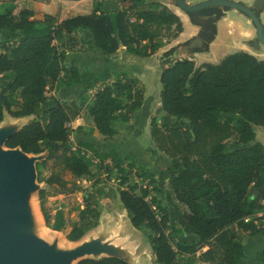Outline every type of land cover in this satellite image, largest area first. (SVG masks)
I'll use <instances>...</instances> for the list:
<instances>
[{
    "label": "trees",
    "instance_id": "1",
    "mask_svg": "<svg viewBox=\"0 0 264 264\" xmlns=\"http://www.w3.org/2000/svg\"><path fill=\"white\" fill-rule=\"evenodd\" d=\"M19 1L49 4L51 0H0L6 8L0 12V34L6 43L0 46V124L5 115L31 120L23 125L5 144L8 149L19 148L26 154L46 153L45 160L35 164L39 189L37 199L44 224L54 231L64 228L62 213L57 211L54 222L45 208L49 197L71 193L66 182L54 175L40 180L47 160H59L76 178L92 175L88 152L94 154L98 165L108 160L119 174L118 198L132 228L150 231L147 243L154 264H179L178 255L192 256L197 264H264V249L253 260L243 259L239 234L257 235L263 230L252 219L264 211V147L256 140L254 128H264V60L239 52L224 57L218 64L196 67L192 60L169 62L161 70L160 108L166 115L185 119L188 126L165 124L152 119L150 139L154 147L168 159L165 173L176 207L177 225H169V217L155 207L151 194L158 192L156 175L140 168L136 177L142 184L129 185L128 176L134 166L129 164L125 174L124 162L114 151L103 154L89 142L69 145V125L80 114L75 103L60 102L46 93L63 79L66 87L82 90L99 88L88 114L96 132L111 138L113 116L140 109L145 88L137 79L125 74L110 80L102 74L80 72L63 65L65 53L59 47L75 41L81 28L92 33V41L82 43V51L101 50L113 54L121 45L138 59H147L161 47V40L176 38L182 32L179 17L166 6L148 0H123L128 6L117 10L114 20L98 12L91 1L60 0L59 6L76 12L64 18L44 15L33 19V12L21 9L13 14ZM193 18L192 15H190ZM212 35L194 52H206L214 39V20L209 19ZM185 45V44H184ZM182 45V46H184ZM180 46L164 53L172 55ZM109 80L108 84L103 82ZM16 96L15 101H11ZM236 116L234 123L221 120L219 115ZM127 118L123 117V121ZM236 139L239 144L227 149L225 142ZM133 159V158H130ZM145 183V184H143ZM255 192V195H254ZM102 192L84 195L78 211V222L70 226L65 238L80 241L86 232L98 226L96 201ZM176 237L192 235V244L182 242L173 248L168 231ZM76 264H128L114 257L86 258Z\"/></svg>",
    "mask_w": 264,
    "mask_h": 264
},
{
    "label": "rangeland",
    "instance_id": "2",
    "mask_svg": "<svg viewBox=\"0 0 264 264\" xmlns=\"http://www.w3.org/2000/svg\"><path fill=\"white\" fill-rule=\"evenodd\" d=\"M103 1L104 0H93V2L96 4V7L98 8V12L107 16L110 20H114L117 10H122L128 6V4L123 0H117V8L111 7L107 11L103 12ZM148 3H152V1H149ZM51 5L52 6L49 9L50 12H52L54 15H57L56 13L59 10L58 2H55ZM5 6L6 5L0 7V12L6 8ZM33 8L39 9L37 7ZM20 9H22V5H13V14H16ZM229 11L236 15H241L239 12H233L234 10ZM41 15L42 14L39 13L37 14V17H41ZM173 41L174 40L171 38H166L162 39L161 43L162 45H165V48H168L174 44ZM4 43H6V41H3L0 36V46ZM224 43L227 44L226 40H224ZM227 45L229 48L231 47L230 51L232 52L237 51L239 48L233 47L234 44L232 40H229ZM223 49L224 47L221 45L218 51L220 52ZM261 50L264 51V48L261 47ZM176 57H179V55H176ZM170 58L165 57L163 54L159 66L163 64H169ZM156 60L158 61L159 59ZM153 61L155 63V60ZM145 62L146 61H141L142 64ZM138 63V65H140V62ZM135 67V72L133 73L134 76L140 78L139 82L143 84L144 88H146L143 105L139 110H137L139 112L134 111L129 114L121 112L116 113L113 116L111 124L114 134L111 138L97 136V134L91 129L90 122L92 121L91 118L88 117V99L90 98L91 93L88 91H85L80 95H76V91L71 88L67 89L63 84V79L60 78L54 84L53 89L47 93V98L50 99V92H54L57 89L61 92L60 97L67 100L65 103H75L79 108L80 116L83 119V125H81V131L74 136L72 134L73 131H69V135L71 136V138H69V145L71 148L80 142H89L101 150L103 154H108L112 151L116 152L119 158L124 162L123 168L125 174H128L129 171V169L126 167L127 165L131 164L134 166L131 174L127 175L129 185L134 183L142 184V181L136 177L137 174H141L140 168L143 170H149L155 174L158 192L155 195L151 194V196H154L156 201L155 207L159 208L161 211H163V213L168 215L170 226L177 225L175 206H178L180 209H183V207L178 205L174 199V195L169 186V177L165 173V168L169 165V161L164 155H160L151 142L149 123L152 119H155L156 123L160 126L168 124L185 128L188 126L189 122L185 119L170 117L161 110L159 103L161 85L156 73V71H160V69L157 67L156 70L155 64L152 67L148 66L149 69L144 66ZM105 84L106 82H103V85ZM82 95H85V97H82ZM15 100L16 96H12L11 101ZM123 117H126L127 120L123 121ZM219 117L221 120H227L232 123H234L236 120V116L233 115L220 114ZM30 120L31 119H25L19 121L6 114L3 122L0 124V127L8 125H16L20 127L27 124ZM258 138L260 142H264L263 131L262 133L260 132L258 134ZM238 145L239 144L237 143L236 139H230L225 142V146L229 150L235 148ZM39 155H46V153L44 152ZM88 157L93 164L92 175L89 177L76 178L68 169L64 167L61 161L47 160L45 169L39 176V179L44 180L49 178L50 175H54L67 183L71 193L62 194L59 197H62V204L65 205L67 208L66 210H69L66 219L68 227H70L72 223L78 222V211L82 205L83 196L100 190L103 194L96 201L98 226L86 232L83 238L75 243L69 242L65 238L69 228H63L64 230H61L60 232H53L54 230L47 227L46 225L44 226L41 220H39L37 223V230L35 231L36 234L38 237L48 243H51L53 237L58 236L60 241L58 242L57 246L61 249H72L85 241H89L93 238L98 239L101 237V241L117 249L121 256L127 260L128 264H154L155 259L147 243V237L150 234V231L146 228H141L139 230L132 228L125 210L120 204L119 199L117 200L119 174L114 168H112L109 160L102 166H99L98 160L94 158L93 153L88 152ZM36 183L39 189L46 188V185L43 182L36 181ZM53 200L54 199L50 197L45 201V208L48 213L52 212ZM58 202L60 203L61 201ZM32 206L35 212L36 210L39 211L37 193L33 194ZM252 219L254 220L256 226L264 231V211L255 213L252 218L247 219L246 221H251ZM168 234L174 249H176L177 244H180L183 241L188 244L195 242L193 237L187 235L176 238L170 232V230L168 231ZM240 235L242 236V233H240ZM248 246L249 245H247V247ZM249 256L250 254L247 248L245 257L247 258ZM178 263L197 264L194 257L180 254L178 255Z\"/></svg>",
    "mask_w": 264,
    "mask_h": 264
},
{
    "label": "water",
    "instance_id": "3",
    "mask_svg": "<svg viewBox=\"0 0 264 264\" xmlns=\"http://www.w3.org/2000/svg\"><path fill=\"white\" fill-rule=\"evenodd\" d=\"M174 5L201 29L185 45H178L180 47L172 55H180L179 51L184 48H189L191 54L200 53L194 50L201 48L206 37L212 35L208 20H214L216 35V22L229 10L243 14L253 25L256 36L249 45L255 50L264 48V25L259 18L264 0H259L253 7L231 0H206L194 5L185 0H175ZM22 126L0 127V264H76L86 258L102 257H114L128 263L117 249L103 243L101 237L85 241L72 249H61L56 243L51 244L38 237L33 229L28 202L29 196L39 190L35 164L45 160L46 155L32 156L19 148L5 147L8 139Z\"/></svg>",
    "mask_w": 264,
    "mask_h": 264
},
{
    "label": "crops",
    "instance_id": "4",
    "mask_svg": "<svg viewBox=\"0 0 264 264\" xmlns=\"http://www.w3.org/2000/svg\"><path fill=\"white\" fill-rule=\"evenodd\" d=\"M89 1L92 2L93 7H96V4L95 2H93V0H83L80 5L85 7L88 5ZM149 1L166 6L170 11H172L175 15H177L180 21L182 22V32L178 35V37L171 38L172 40H174L173 41L174 44H172V46L165 48L164 47L165 45H161L158 51H156L153 55H151L147 59H142V60L130 54L126 50V48L121 45L118 46V50L115 53L110 54V55L104 54L99 49H95L93 51H82L81 44L92 41V33L87 28H81L77 31L75 35V41L73 43L67 44L63 47H59V50L64 51L65 53V58L63 62L64 67L66 68L75 67L80 72L90 71L92 73H98V74H102L105 71H107L110 75V80L115 79L117 76L121 74H125L128 78H133V79H137L138 81H140V78L134 76L133 74L135 72V68H136L135 66H140V67L144 66L147 69H149L148 66L152 67L155 64L156 70H157V67L158 69H160V71L158 70L156 71L157 78L159 79V74L161 73V70L167 67L166 64L159 66L162 55L168 52L170 49L178 45L184 44L188 40L196 37L201 28L200 26L192 23L190 18L183 12H182L183 13L182 16L176 12L177 8L174 5L175 0H148L147 2ZM185 1L188 4L194 5V4H198L200 2L206 1V0H185ZM231 1L241 2L247 7H253L255 3H257L259 0H231ZM55 2H58V7H59L58 12L56 13L57 15L60 13L64 18H67V17L74 16L77 14L76 12L70 11L68 8L60 7L59 6L60 0H51V2L47 5L42 4V3L32 2V1H19V2H16L14 5H17V4L22 5V9H29L33 12V19L42 20L43 16L46 14L57 16V15H54L49 10L50 7L52 6L51 4ZM3 5H0V7H2ZM102 5H103V12L107 11L111 7L112 8L118 7L117 0H104L102 2ZM33 7H37L39 9H35ZM233 12H237V11H233ZM39 13L42 14L41 17H37V14ZM64 14H67V15H64ZM259 18H260L261 23L264 25V8L260 12ZM4 35L5 33L0 34L1 39H3V41H6L4 38H2L4 37ZM255 36H256L255 29L253 25L251 24L250 20L246 16H243V14L236 15L234 13H231L230 11H226L224 15L216 22V35H215L214 40L209 44L207 52L191 54L189 51V48H184L179 51L180 52L179 57H176L175 55H172V57L169 56V58L171 57L170 62L181 60V58H187L188 60H192L195 63L196 67H200L201 65L207 64V63L218 64L224 57L231 55V54L239 53V52L248 53L254 56L258 60H264V51L261 50V47L258 50H255L249 45V43L255 39ZM224 40H226L227 44L229 40H232L234 44L233 47H239L238 50L233 51V52L230 51L231 47L229 48L228 45L224 43ZM194 44H196V42ZM221 45L224 47V49L219 52L218 50ZM154 58L159 59V60L157 61ZM153 60H155V63ZM141 61H146V62L142 64ZM138 62H140V65H138L139 64ZM108 83H109V80L106 81V84ZM66 88L67 89L71 88L75 90L77 93L76 95H80L81 93L84 92L81 87L76 86V85L71 86V87H66ZM99 88H101V86H97L93 90H88V92L91 93V96L88 99L89 107L92 104V100H93V96L95 92ZM50 94L52 95V96L50 95V97H54L60 102L67 101L66 99L60 97L61 92L58 91L57 89L54 92H50ZM47 96L48 94L46 93V97ZM82 97H85V95H82ZM136 112H139V111H136ZM88 117L90 116L88 115ZM25 119H31V118L26 117V118H20V119H15V120L20 121V120H25ZM90 123H91V129L97 134V136H101L96 132L93 123L92 122ZM81 125H83V119L81 118L79 114L78 118L74 120L73 122H71L69 125L70 131H73L72 132L73 136L81 131ZM254 131L256 135V140L260 142L258 138V134L260 132L262 133V131L264 133V128L255 127ZM69 138H71L70 135H69ZM260 143L264 147V142H260ZM72 149H74V147ZM159 153L160 155H164L161 152ZM59 196L60 195H57L56 197H51L54 200H53L52 212L49 213L51 217L50 222L51 224L54 222L53 218H54L55 213L57 211H60L65 221L64 228H69L70 230V227H68L67 220H66L69 210H66L67 208L65 207V205L62 204L63 203L62 197H59ZM118 199L119 198L117 197V200ZM58 201H61V202L59 203ZM39 212H40V208H39ZM40 215H41V212H40ZM41 221L43 222V225L45 226L42 215H41ZM63 230L64 229H62V231ZM60 231H53V232H60ZM185 235L193 237L196 241V238L194 236L188 235V234H185ZM238 237L243 247V259L245 261L253 260L255 258V255L259 251L264 249V231L257 235H253V236H249L247 232H243L242 236L239 234ZM247 245L249 246L247 247ZM247 248H248V252L250 256L246 258L245 252Z\"/></svg>",
    "mask_w": 264,
    "mask_h": 264
},
{
    "label": "bare ground",
    "instance_id": "5",
    "mask_svg": "<svg viewBox=\"0 0 264 264\" xmlns=\"http://www.w3.org/2000/svg\"><path fill=\"white\" fill-rule=\"evenodd\" d=\"M176 12L182 16V11H180L178 8L176 9ZM32 197H33V194H31L29 196V202H28V205H29V208H30V213H31V216H32V221H33V229L34 231L37 230V223L39 222V220H41V215H40V212L38 210H36V212L34 211L33 209V206H32ZM60 241V238L58 236H55L53 237L52 241H51V244L52 243H56L58 245V242Z\"/></svg>",
    "mask_w": 264,
    "mask_h": 264
}]
</instances>
